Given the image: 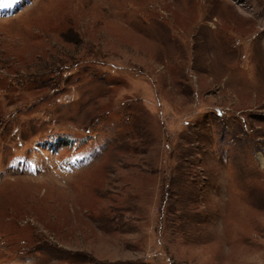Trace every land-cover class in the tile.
Here are the masks:
<instances>
[{"label": "rangeland", "instance_id": "obj_1", "mask_svg": "<svg viewBox=\"0 0 264 264\" xmlns=\"http://www.w3.org/2000/svg\"><path fill=\"white\" fill-rule=\"evenodd\" d=\"M0 264H264V0H0Z\"/></svg>", "mask_w": 264, "mask_h": 264}]
</instances>
